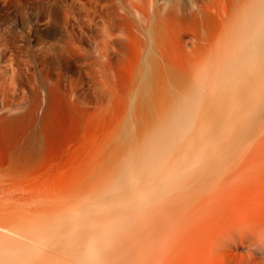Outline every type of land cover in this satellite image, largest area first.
I'll list each match as a JSON object with an SVG mask.
<instances>
[{"label":"rangeland","instance_id":"374dc122","mask_svg":"<svg viewBox=\"0 0 264 264\" xmlns=\"http://www.w3.org/2000/svg\"><path fill=\"white\" fill-rule=\"evenodd\" d=\"M112 1L0 0V246L57 253L96 211L94 264H264V42L237 64L205 61L228 51L201 26L141 47Z\"/></svg>","mask_w":264,"mask_h":264},{"label":"bare ground","instance_id":"6f19581e","mask_svg":"<svg viewBox=\"0 0 264 264\" xmlns=\"http://www.w3.org/2000/svg\"><path fill=\"white\" fill-rule=\"evenodd\" d=\"M198 1L200 0H113L109 5L125 26L132 30L141 47L150 43L148 31L151 26H164L180 32L193 44H199L204 32L208 35V32L217 29L219 37L217 40H208V43L218 50L227 49L228 52L206 57L205 61L237 64L246 63L253 56L261 57L264 42L261 33L264 0H245L236 14L225 9L223 14L213 13L210 8L199 6ZM197 26H201L204 32L197 30ZM250 47L254 51L251 56L247 54ZM233 50L236 52H229ZM170 140L171 135L165 142L162 140L160 147L163 149ZM171 199L172 196L169 200ZM89 213V216L82 217L75 223L62 221L59 228L66 232L61 235L63 242L60 247H54L57 253L46 250L48 246L42 242L27 244V248H14V243L22 242L11 237L0 246V264H94L92 259L96 241L92 237L99 236V231L92 226V218L97 212Z\"/></svg>","mask_w":264,"mask_h":264}]
</instances>
